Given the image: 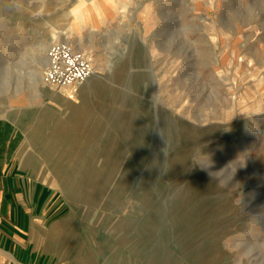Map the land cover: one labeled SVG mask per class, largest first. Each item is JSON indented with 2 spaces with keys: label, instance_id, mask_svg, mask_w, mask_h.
Wrapping results in <instances>:
<instances>
[{
  "label": "rangeland",
  "instance_id": "obj_1",
  "mask_svg": "<svg viewBox=\"0 0 264 264\" xmlns=\"http://www.w3.org/2000/svg\"><path fill=\"white\" fill-rule=\"evenodd\" d=\"M103 1L0 0V121L63 201L47 248L61 264H264V0ZM59 30L90 88L45 81L34 59Z\"/></svg>",
  "mask_w": 264,
  "mask_h": 264
},
{
  "label": "crops",
  "instance_id": "obj_2",
  "mask_svg": "<svg viewBox=\"0 0 264 264\" xmlns=\"http://www.w3.org/2000/svg\"><path fill=\"white\" fill-rule=\"evenodd\" d=\"M10 124L0 121V264H61L46 244L63 201L25 171Z\"/></svg>",
  "mask_w": 264,
  "mask_h": 264
},
{
  "label": "built area",
  "instance_id": "obj_3",
  "mask_svg": "<svg viewBox=\"0 0 264 264\" xmlns=\"http://www.w3.org/2000/svg\"><path fill=\"white\" fill-rule=\"evenodd\" d=\"M45 81L56 87L80 85L93 71L87 55L75 50L68 42L53 41L46 51Z\"/></svg>",
  "mask_w": 264,
  "mask_h": 264
},
{
  "label": "bare ground",
  "instance_id": "obj_4",
  "mask_svg": "<svg viewBox=\"0 0 264 264\" xmlns=\"http://www.w3.org/2000/svg\"><path fill=\"white\" fill-rule=\"evenodd\" d=\"M101 1H102V4H104V1L103 0H101ZM96 7H97V5L96 6H92V7L88 8V11L89 12H92V11L95 10ZM75 9L76 8L70 9L67 12V15H70L72 13H75ZM50 34H52L50 36V38L52 39V41H55L56 40L55 34H60V36L63 37V39H64L65 42H69V41L66 40V38H68V37H65V33L62 30H59L58 32L52 31ZM48 42H49L48 39H46V40L43 39V42L40 44L41 46L39 45L40 47L37 50L38 51L45 50ZM77 49L80 50L81 48H77ZM34 60L40 65V67L41 66L43 67V65H45V63L47 62L46 54H42L41 55L39 53L38 54L36 53V57H35ZM37 71L39 72V70H37ZM88 78H89V80H91L93 82V81H96L99 78V75L97 74V72H95V73H93V75L91 74ZM89 80L87 79V82ZM91 81H89L88 83H86L83 88H85V89L90 88Z\"/></svg>",
  "mask_w": 264,
  "mask_h": 264
}]
</instances>
